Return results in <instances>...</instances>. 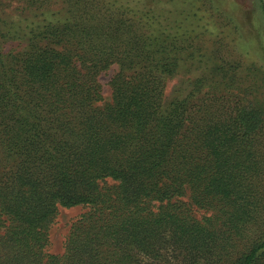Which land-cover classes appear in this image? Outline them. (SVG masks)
Returning a JSON list of instances; mask_svg holds the SVG:
<instances>
[{"label": "trees", "instance_id": "trees-1", "mask_svg": "<svg viewBox=\"0 0 264 264\" xmlns=\"http://www.w3.org/2000/svg\"><path fill=\"white\" fill-rule=\"evenodd\" d=\"M62 3L0 32V264H264V98L234 91L247 93L240 62L224 51L208 75L222 91L166 104L188 35L148 6ZM75 207L88 210L51 254V226Z\"/></svg>", "mask_w": 264, "mask_h": 264}, {"label": "rangeland", "instance_id": "rangeland-1", "mask_svg": "<svg viewBox=\"0 0 264 264\" xmlns=\"http://www.w3.org/2000/svg\"><path fill=\"white\" fill-rule=\"evenodd\" d=\"M110 1V0H108ZM113 1V0H111ZM134 10L148 6L150 17L157 24L164 22L171 37L186 34L190 41L181 57L183 59L176 73L168 78L166 104L175 99L189 101L206 99L212 92L224 88L220 77L214 74L215 65L226 59L240 62L241 68L235 86L243 81L247 93L234 90L248 99L264 98V5L262 0H117ZM28 0H0V32L21 34L60 17L62 0H45L43 7L30 8ZM199 6V7H198ZM178 23H176V21ZM182 22V23H181ZM219 42L214 44L213 38ZM221 52L216 55L215 48ZM226 51V52H224ZM223 53V55H222ZM113 65L99 75L102 93L111 101L110 82L119 71ZM249 74V76H248ZM208 75H211L208 77ZM197 85V86H196ZM238 88V87H237ZM242 90V89H241ZM244 94V95H243ZM88 209L82 207L61 208L49 231L48 251L61 255L72 225Z\"/></svg>", "mask_w": 264, "mask_h": 264}, {"label": "water", "instance_id": "water-1", "mask_svg": "<svg viewBox=\"0 0 264 264\" xmlns=\"http://www.w3.org/2000/svg\"><path fill=\"white\" fill-rule=\"evenodd\" d=\"M262 2H263V5H264V0H262Z\"/></svg>", "mask_w": 264, "mask_h": 264}]
</instances>
